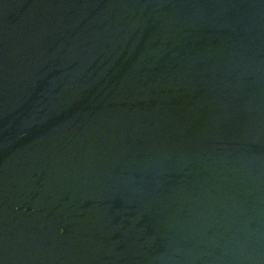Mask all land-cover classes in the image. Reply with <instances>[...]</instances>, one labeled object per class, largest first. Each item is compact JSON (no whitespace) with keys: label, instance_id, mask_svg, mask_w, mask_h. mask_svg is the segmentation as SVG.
Segmentation results:
<instances>
[{"label":"water","instance_id":"water-1","mask_svg":"<svg viewBox=\"0 0 264 264\" xmlns=\"http://www.w3.org/2000/svg\"><path fill=\"white\" fill-rule=\"evenodd\" d=\"M0 264H264V0H0Z\"/></svg>","mask_w":264,"mask_h":264}]
</instances>
